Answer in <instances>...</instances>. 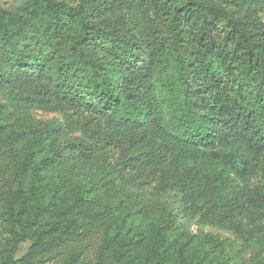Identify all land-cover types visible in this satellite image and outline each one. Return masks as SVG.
<instances>
[{"label":"trees","instance_id":"16d2710c","mask_svg":"<svg viewBox=\"0 0 264 264\" xmlns=\"http://www.w3.org/2000/svg\"><path fill=\"white\" fill-rule=\"evenodd\" d=\"M243 7L264 0L0 6V86L24 107L92 126L57 150L55 130L0 107L2 264H93L91 253L95 264H219L225 242L187 234L173 211L143 210L138 222L118 205L100 210L57 169L91 163L128 184L150 180L175 191L183 216L238 226L264 196V25L238 18ZM136 10L147 25L126 15Z\"/></svg>","mask_w":264,"mask_h":264},{"label":"rangeland","instance_id":"374dc122","mask_svg":"<svg viewBox=\"0 0 264 264\" xmlns=\"http://www.w3.org/2000/svg\"><path fill=\"white\" fill-rule=\"evenodd\" d=\"M16 4L17 0H0V6L4 9L13 8ZM234 11L240 19L254 20L257 18L264 25V8H253L251 12V8L243 7V9ZM126 15L132 19V23L135 21L137 24H148V17L143 15L140 10ZM0 107L7 116L14 115L33 120L46 125L50 130H55L53 143L57 150H62L66 143H74L78 138H86L87 130L92 128L90 124L82 126L83 122L79 115L72 113L64 115L59 111L38 109L33 106L24 107L21 101L10 96L7 89L1 86ZM119 153V150L114 152L113 158L109 161L110 164L119 158ZM220 167V165L216 166L217 169ZM99 168L91 163H86L76 167L65 164L57 170L61 176L70 174L72 180L77 179L79 183L87 187L94 203L100 210L118 205L121 216H130L138 222H143L144 211L146 215H149L168 209L177 216L187 234L199 237L213 236L225 242V254L219 256V264H264V196L261 205L248 208L242 213V216L237 218L238 226L222 228L200 221L194 214L188 213L183 216L175 201V191H159L156 183L150 180L144 184L140 182L128 184L117 178L114 173L107 172V167H105V172ZM259 180H253L251 185H256L260 182ZM9 235L8 224L3 218H0V264H2V251ZM28 246L27 243L20 245L14 256L15 259H20L26 253ZM91 256L93 264H95V254L91 253ZM121 264H143V261L139 257L133 262L123 261Z\"/></svg>","mask_w":264,"mask_h":264}]
</instances>
